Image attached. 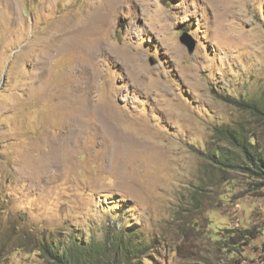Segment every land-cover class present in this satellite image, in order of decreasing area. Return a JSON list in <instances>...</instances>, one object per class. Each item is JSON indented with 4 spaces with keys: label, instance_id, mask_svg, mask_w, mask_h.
<instances>
[{
    "label": "rangeland",
    "instance_id": "rangeland-1",
    "mask_svg": "<svg viewBox=\"0 0 264 264\" xmlns=\"http://www.w3.org/2000/svg\"><path fill=\"white\" fill-rule=\"evenodd\" d=\"M263 90L264 0H0V264L111 232L132 264H264V186L215 164L251 132L218 97Z\"/></svg>",
    "mask_w": 264,
    "mask_h": 264
},
{
    "label": "trees",
    "instance_id": "trees-1",
    "mask_svg": "<svg viewBox=\"0 0 264 264\" xmlns=\"http://www.w3.org/2000/svg\"><path fill=\"white\" fill-rule=\"evenodd\" d=\"M227 105L244 113L251 120V132L244 125H236L233 129L223 128L217 130V136L225 142L233 151L227 149L222 152L220 160L215 162L221 168H236L243 173L253 175L260 180L259 187L264 186V150L259 146V139L255 135V128L264 129V90L259 99L240 101L223 96L218 97ZM255 127V128H254ZM237 134L241 137L237 138ZM15 230L9 229L4 236V244L14 235ZM74 234L66 235L63 240L58 238L52 241L44 236L33 239L26 238L27 243L18 242L13 244L10 240V248L15 253L23 251L36 253V258L42 264H132L133 256L140 252L134 244L133 237H124L122 232L107 233L103 242L94 239H79ZM255 235L251 231L233 232L228 238L222 240L224 244L244 242L252 240ZM126 239V240H125ZM60 240V241H58ZM30 244V247H26ZM5 247V245H1Z\"/></svg>",
    "mask_w": 264,
    "mask_h": 264
},
{
    "label": "water",
    "instance_id": "water-1",
    "mask_svg": "<svg viewBox=\"0 0 264 264\" xmlns=\"http://www.w3.org/2000/svg\"><path fill=\"white\" fill-rule=\"evenodd\" d=\"M180 42L186 46V48L189 52H191L193 50V47H194L193 41L189 40L188 38L181 37Z\"/></svg>",
    "mask_w": 264,
    "mask_h": 264
},
{
    "label": "bare ground",
    "instance_id": "bare-ground-1",
    "mask_svg": "<svg viewBox=\"0 0 264 264\" xmlns=\"http://www.w3.org/2000/svg\"><path fill=\"white\" fill-rule=\"evenodd\" d=\"M95 20V18H90V19H88L87 20V22H86V25H91L92 23H93V21ZM91 27V26H90ZM83 28V27H82ZM82 28H80V29H82ZM85 29H86V26H85ZM87 30V29H86Z\"/></svg>",
    "mask_w": 264,
    "mask_h": 264
}]
</instances>
